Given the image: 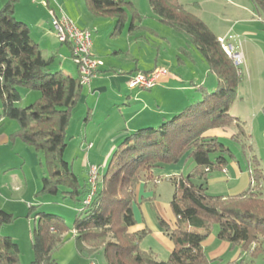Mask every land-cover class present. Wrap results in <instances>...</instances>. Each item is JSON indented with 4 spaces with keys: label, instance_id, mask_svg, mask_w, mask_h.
<instances>
[{
    "label": "trees",
    "instance_id": "obj_1",
    "mask_svg": "<svg viewBox=\"0 0 264 264\" xmlns=\"http://www.w3.org/2000/svg\"><path fill=\"white\" fill-rule=\"evenodd\" d=\"M15 1L8 0L0 8V121H16L18 129L10 139L20 140L43 155L44 175L38 194L60 196L77 204L71 226L62 216L35 213L30 264H58L53 254L69 232L73 233L77 255L90 264H94L98 251L105 264H257L258 258L264 262V171L258 159L252 153L248 156L250 182L242 193L213 196L207 192L210 175L234 159L212 132L234 129L232 143L251 152L243 124L229 114L241 82L238 67L208 27L178 0H147L162 25L187 39L215 77L216 86L209 93L202 89L199 101L160 126L125 135L111 155L107 171L98 173L96 190L90 203L85 204L90 195L89 173L86 182L81 183L64 159L66 130L84 87L79 75L72 77L53 69L56 55L31 41L27 25L14 17ZM248 2L264 22V0ZM85 3L93 18L114 21V36L126 23L129 32L134 33L135 24L141 21L129 0ZM61 44L70 47L68 43ZM19 89L36 92L38 97L27 107H17L21 101ZM183 159L194 164L191 172L165 178L173 187L170 207L175 228L165 229L173 250L163 261L140 249L147 231H129L135 225V190L140 183L159 181L154 176L156 169L177 165ZM35 210L30 208V212ZM13 220L12 215L0 211V230ZM215 228L217 232L213 233ZM211 234L229 244L231 251L237 248V259L224 263L207 257L202 243ZM0 264H19L17 244L2 235Z\"/></svg>",
    "mask_w": 264,
    "mask_h": 264
},
{
    "label": "crops",
    "instance_id": "obj_2",
    "mask_svg": "<svg viewBox=\"0 0 264 264\" xmlns=\"http://www.w3.org/2000/svg\"><path fill=\"white\" fill-rule=\"evenodd\" d=\"M41 1L38 8L45 11L46 26L40 27L38 20L32 24L34 28L45 31L43 35L39 34L42 42L48 43V37L57 41L53 34L51 16L59 17L62 13L77 28L90 33L92 53L102 62L96 77L83 88L79 102L81 104L78 105L76 111V119L84 118L85 131L88 125L99 126V129L93 132V137L91 136L92 131H89L90 134L83 136L82 143L78 146L79 151L83 153L80 168L86 172V180L90 167H104L111 153L115 151L114 147L125 135L140 129L158 127L193 102L199 101L202 97V89L207 93L214 91L215 77L208 71L201 58L196 56L187 39L184 40L182 35L174 33L169 28L167 32L154 15L158 24H146L144 17L132 1L129 0L141 21L135 24L137 30L134 33L129 32V24L126 23L118 36L113 35L114 21L92 19L85 10H82V4H80L82 0L77 1V6L76 3L73 5L72 0H44L46 3ZM6 2L7 0H0V8ZM29 6L32 10L28 6L26 8L35 11L33 6ZM247 6L253 11L251 6ZM18 8L21 9V6L14 8L15 19L26 24L30 30V36L33 35L28 21L21 15L22 10ZM49 9L52 15H49ZM224 31V35L212 33L220 39L228 34V29ZM249 34L252 36L251 33ZM67 48V51L60 48L56 54L54 53L56 57L61 58V63L56 70L63 73H65L63 70L65 62L68 59L71 60L70 47ZM178 55L185 57L187 63ZM257 55L264 61L263 50H260ZM175 61L178 63L177 69H181L180 72L176 71L177 73L173 69ZM74 66L76 74L67 75L72 77L79 75L75 64ZM192 66L194 67L191 68ZM159 67L168 68V74L160 77L157 85L151 90L136 89L134 91L126 86V82L136 74L150 72ZM258 78L259 81L264 80V71H259ZM243 97L239 96L238 87L237 98L229 109V114L237 118L244 128L246 127L245 132L252 144L254 132L255 135L259 134L264 139V98L258 103H252L247 102L249 97ZM234 134V129L212 132V135L222 143L223 141L232 143L230 137ZM91 156L92 159L97 158L96 162L101 159L100 164L95 166L89 161ZM70 164L73 167L74 163ZM191 165L188 170L183 167L172 169L170 167V172L166 175L169 177L186 176L185 174L190 173L194 167V164ZM248 166L245 164L241 166L238 161L231 160L223 170L210 175L206 184L207 190L209 185L224 184L228 185L227 196L242 193L248 188L250 182ZM161 179L159 178L156 183L148 182L137 185L133 205L135 225L129 231L131 233L147 231V235L139 245L140 249L152 252L158 259L165 261L173 250L172 243L165 235V229L174 230L175 217L170 207L173 187L168 182V186L162 188ZM161 222L165 225L162 226ZM69 238L70 236L67 240ZM217 240L216 235L211 234L202 243L204 251L214 245ZM235 250L231 251L229 244L220 241L218 248L209 252V258L219 259L224 253L230 252L232 256L229 261H234L238 257L237 250Z\"/></svg>",
    "mask_w": 264,
    "mask_h": 264
},
{
    "label": "rangeland",
    "instance_id": "obj_3",
    "mask_svg": "<svg viewBox=\"0 0 264 264\" xmlns=\"http://www.w3.org/2000/svg\"><path fill=\"white\" fill-rule=\"evenodd\" d=\"M72 1L73 5L76 3L77 6V1L79 0ZM130 1H132L136 8H138L140 14L144 17L146 24L156 23V18L153 16L147 0ZM41 2V0H34V2L32 0H16L14 8L21 6V9H18L20 11L22 10L21 15L28 21V25L33 30V35L30 36L31 41L37 43L42 49H46L49 54H56V51L60 48L67 51L68 48L66 45H60L53 38L48 37V43L42 42L43 40L40 39L39 34L43 35L45 31L33 27L32 23H36V20L40 23V27L43 25L46 26L47 17L45 11H42L40 7L38 8ZM43 2L45 1L43 0ZM178 2L182 4L188 12L198 17L211 32L224 35V30L228 29V34L220 39L223 40L225 46L230 47L232 52L231 59L235 62L239 74H241L239 96L249 97L247 102L258 103L261 101L264 98V80L260 79L261 81H259L258 76L259 71H264V61L263 59L258 58L257 54L260 50L264 51V22L258 17V14L254 12V10L251 11V8H248L247 5L251 6L248 0H178ZM80 4H82V10H85L86 13L90 15L85 0H82ZM29 5L33 6V10L35 11H30L32 8ZM26 6H28L30 10L27 9ZM51 12L52 11L49 9V15H52ZM90 17L95 19L91 15ZM163 26V28L169 32L168 27L165 25ZM249 33H251L252 36H250ZM184 40H186V38ZM193 51L196 56L200 58L199 54L194 49ZM178 56L187 63L185 57ZM56 58L53 67L54 70L56 68L58 69V65L61 63V58ZM201 61L203 62L202 59ZM177 65L178 63L175 61L173 63L175 73L181 71L180 68L177 69ZM193 67L194 66L191 68ZM74 69V64L68 59L64 64L63 70L66 74L74 76L76 74ZM159 69L168 68L159 67ZM128 83L129 80L126 82V86L129 88ZM135 90L136 89H134V91ZM18 91L21 95V101L16 105L20 108L31 105L38 97V93L36 92H26L22 89H19ZM78 105L71 113V121L66 130L67 149L64 154V159L68 163H74L72 171L78 177V180L83 183V181L86 180L87 174L80 168L83 153L79 151L78 146L82 143L83 136L90 134L89 131H92L91 136L93 137V132L98 130L99 126H94L93 124L88 125L85 131L84 118L80 120L76 119ZM116 105L119 104L116 103ZM17 129L18 124L16 121L8 119L0 121V211L14 217V220L10 225L5 226L0 230V235L3 237H10L17 244L19 249V264H30L33 260L31 240L32 229L36 225V220L34 218L35 213L42 212L62 216L66 224L71 226L77 204L70 200L64 201L60 196L52 197L38 194L41 190V180L44 175V168L42 167L43 155L35 153L33 149L20 140H11L10 136L17 131ZM253 139L252 144L249 140L246 141V145L250 146L251 152H249L248 149H242L239 145L231 142L223 141V143H221L229 148L234 157L233 160L238 161L241 166L249 164L248 156L252 153V155L258 159L260 168L264 171V139L259 134L255 135V132ZM121 142L122 140L116 144L114 149H116ZM110 158L111 156H109L104 167H98L99 175L107 171V164L110 161ZM96 159L97 158L92 159L91 156L89 161L97 166L100 164L101 159L98 160L99 162H96ZM191 164L192 161H187L185 163L183 159L177 165L156 169L154 171V176L162 178L161 186L162 188H165L168 186V181L165 177H169V175L167 176L166 174L170 172V167L171 169L183 167L188 170V168H190L189 166H192ZM227 187L228 185L226 186L224 184H212L209 185L207 192L209 195L213 196H227ZM30 205L31 207H35L36 210L30 212ZM216 232L217 229L215 228L213 233ZM69 233L65 236V240H67L69 236L70 238L55 250L53 258L58 264H90L88 260L77 255L72 235ZM218 244H220L219 240L215 241L214 245L205 250L207 257H209V252L215 251L218 248ZM236 252L238 253V250ZM231 256L232 253L227 252L220 256L219 259H222L223 262H228L231 259ZM93 263L105 264L101 251H98ZM256 263L264 264L262 258H258Z\"/></svg>",
    "mask_w": 264,
    "mask_h": 264
},
{
    "label": "built area",
    "instance_id": "obj_4",
    "mask_svg": "<svg viewBox=\"0 0 264 264\" xmlns=\"http://www.w3.org/2000/svg\"><path fill=\"white\" fill-rule=\"evenodd\" d=\"M46 5V4H45ZM51 24L54 37L60 43H68L71 47L72 62L76 65L79 80L83 87L88 86L96 77L102 62L92 53L90 33L77 28L73 22L61 13L59 17L51 16ZM221 48L231 58L230 47L225 46L222 39H218ZM168 74L167 69L156 68L147 73H138L129 79V88L148 91L154 88L160 77ZM98 170L95 167L89 169L90 195L85 204H89L91 196L96 190Z\"/></svg>",
    "mask_w": 264,
    "mask_h": 264
}]
</instances>
